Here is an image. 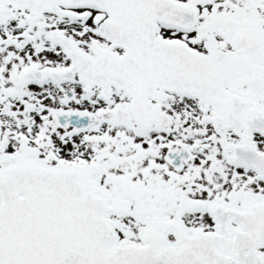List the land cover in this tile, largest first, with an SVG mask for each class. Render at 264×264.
<instances>
[{
  "label": "snow or ice",
  "instance_id": "1",
  "mask_svg": "<svg viewBox=\"0 0 264 264\" xmlns=\"http://www.w3.org/2000/svg\"><path fill=\"white\" fill-rule=\"evenodd\" d=\"M0 264H264V0H0Z\"/></svg>",
  "mask_w": 264,
  "mask_h": 264
}]
</instances>
